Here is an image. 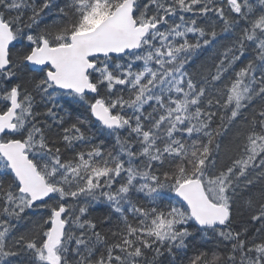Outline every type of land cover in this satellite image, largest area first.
I'll return each mask as SVG.
<instances>
[{
	"label": "snow or ice",
	"instance_id": "snow-or-ice-1",
	"mask_svg": "<svg viewBox=\"0 0 264 264\" xmlns=\"http://www.w3.org/2000/svg\"><path fill=\"white\" fill-rule=\"evenodd\" d=\"M0 264H264V0H0Z\"/></svg>",
	"mask_w": 264,
	"mask_h": 264
},
{
	"label": "trees",
	"instance_id": "trees-1",
	"mask_svg": "<svg viewBox=\"0 0 264 264\" xmlns=\"http://www.w3.org/2000/svg\"><path fill=\"white\" fill-rule=\"evenodd\" d=\"M94 215H101V213L97 212V213H94Z\"/></svg>",
	"mask_w": 264,
	"mask_h": 264
}]
</instances>
